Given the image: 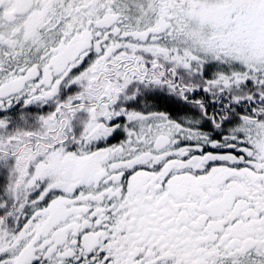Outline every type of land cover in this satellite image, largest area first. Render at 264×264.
<instances>
[{
	"label": "snow or ice",
	"instance_id": "snow-or-ice-1",
	"mask_svg": "<svg viewBox=\"0 0 264 264\" xmlns=\"http://www.w3.org/2000/svg\"><path fill=\"white\" fill-rule=\"evenodd\" d=\"M0 264H264V0H0Z\"/></svg>",
	"mask_w": 264,
	"mask_h": 264
}]
</instances>
